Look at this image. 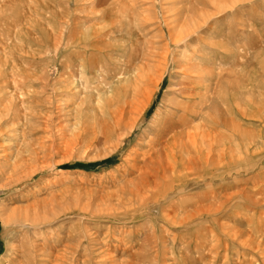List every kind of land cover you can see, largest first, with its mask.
<instances>
[{"label":"rangeland","instance_id":"374dc122","mask_svg":"<svg viewBox=\"0 0 264 264\" xmlns=\"http://www.w3.org/2000/svg\"><path fill=\"white\" fill-rule=\"evenodd\" d=\"M0 264H264V0H0Z\"/></svg>","mask_w":264,"mask_h":264},{"label":"bare ground","instance_id":"6f19581e","mask_svg":"<svg viewBox=\"0 0 264 264\" xmlns=\"http://www.w3.org/2000/svg\"><path fill=\"white\" fill-rule=\"evenodd\" d=\"M194 128H195V127H194ZM108 130H109V129H108ZM191 139H192V138H191ZM185 148H186V147H185ZM16 176H17V175H16ZM35 208H36V207H35ZM17 211H18V210H17ZM19 211H20V209H19ZM19 211H18V212H19Z\"/></svg>","mask_w":264,"mask_h":264}]
</instances>
